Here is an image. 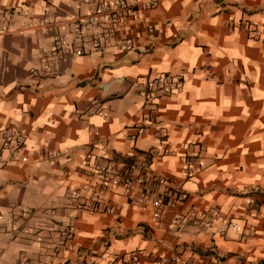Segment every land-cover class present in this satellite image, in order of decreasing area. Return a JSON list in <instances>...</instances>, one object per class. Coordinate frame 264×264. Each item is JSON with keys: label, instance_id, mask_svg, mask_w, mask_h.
<instances>
[{"label": "crops", "instance_id": "crops-1", "mask_svg": "<svg viewBox=\"0 0 264 264\" xmlns=\"http://www.w3.org/2000/svg\"><path fill=\"white\" fill-rule=\"evenodd\" d=\"M113 1L0 0V264H264V0L139 2L101 50L31 77L53 34L33 24ZM161 73L181 85L141 133L143 78ZM90 155L148 168L185 201L157 219L128 189H99Z\"/></svg>", "mask_w": 264, "mask_h": 264}, {"label": "built area", "instance_id": "built-area-1", "mask_svg": "<svg viewBox=\"0 0 264 264\" xmlns=\"http://www.w3.org/2000/svg\"><path fill=\"white\" fill-rule=\"evenodd\" d=\"M143 8L152 9L156 6L157 0H134L132 3L127 0H115L113 2H100L93 4L88 13L76 15L74 17H61L54 14H48L45 18L36 24L35 27H44L50 29L52 34V47L50 51L43 54L40 58V70H33L31 77L39 79L51 74L57 61L69 49L76 56L85 54V49L91 47L94 50H101L108 44L118 25L125 23L138 3ZM66 30L61 32L59 28ZM6 31L0 29V33ZM259 36L258 31H253V37ZM127 47L131 46L128 41L123 42ZM76 44V47H73ZM181 85L180 79L174 78L170 74L149 75L143 78L142 96L144 105L147 106L146 112L142 116L144 125L140 132L144 133L147 127L154 125L158 119L157 105L161 98L173 94ZM3 138L6 141L15 140L14 135L9 130H2ZM187 146V149H191ZM22 161H26L23 159ZM196 156L185 157L184 174L188 178L196 170ZM134 164H124L108 161L101 155H90L83 166V171L99 189L104 190L109 187L122 186L128 189L127 199L130 204L141 207L144 204H151L154 215L160 219L167 211L174 209L177 205L185 201L186 195L180 189L168 188L165 182L159 180L146 169H136ZM75 200L79 199L75 193ZM79 213L96 212L99 208L98 199L94 198L89 204L80 203ZM230 228L236 232L240 231V226L230 224ZM71 237L70 227H65L58 241L55 243V249L63 250ZM133 261V260H131ZM40 262L38 264H50ZM165 264H185L178 260L167 259ZM122 264H132L130 261Z\"/></svg>", "mask_w": 264, "mask_h": 264}]
</instances>
